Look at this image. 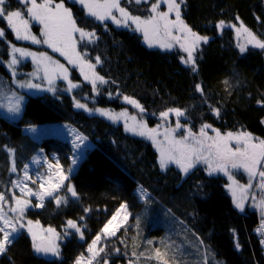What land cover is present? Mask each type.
<instances>
[{"label": "trees", "instance_id": "1", "mask_svg": "<svg viewBox=\"0 0 264 264\" xmlns=\"http://www.w3.org/2000/svg\"><path fill=\"white\" fill-rule=\"evenodd\" d=\"M62 1L78 27L95 32L92 42L80 38L77 49L87 54L83 57L86 63L95 64L92 71L108 82L98 84L99 90L93 92L91 82L70 68V80L78 87L69 91L60 82L52 93L28 95L17 121L0 116V193L13 177L9 148L18 171L38 148L70 164L73 148L67 140L53 136L36 140L22 131L28 125L66 124L88 139L85 156L76 170L70 171L73 174L68 180L78 195L74 198L65 191L63 194H69L65 195L66 203L57 205L54 198L47 199L41 208L30 210V216L57 231H65L67 221L74 220L83 238L67 230L60 255L50 258L35 253L29 236L21 232L0 254V264H73L121 203L128 205L130 218L115 236L101 244L103 252L114 253L100 256L103 261L157 264L149 257L155 249L164 251L167 247L169 256L175 255L179 264H195L189 258L192 247L198 250L203 241L201 251L205 256L197 254L195 258L199 264L206 259L208 264H264V250L255 231L259 215L250 206L240 210L233 205L224 175L210 176L205 167L196 166L182 180L175 166L160 168L158 152L148 139L74 104L79 100L90 108L118 110L128 105L123 97L129 96L143 107L141 117L150 127L164 124L175 128L179 120L196 135L202 125L208 124L220 133L246 131L264 140V49L249 45L241 52L236 40V28L243 26L264 42V0H184L181 19L193 32L209 37L195 51L196 72L181 61L185 53L179 48L148 46L143 34L135 29L97 20L79 3ZM153 3L157 0H119L121 8L141 18L152 14ZM5 7L12 11L24 5L19 0H5ZM221 21L224 26L217 28ZM0 50V72L6 74L2 62L9 53L4 41H0ZM52 55L57 57L56 53ZM97 56L100 64H96ZM197 84L202 86L203 95L196 91ZM210 106L218 108L219 115ZM170 108L183 109L185 115L171 114L162 121L160 113ZM186 128L176 129L175 134H186ZM141 189L147 191L145 199L140 198ZM153 234L161 239L148 240ZM175 243L178 245L173 253ZM116 249L121 254H116ZM140 253L146 256L140 257Z\"/></svg>", "mask_w": 264, "mask_h": 264}, {"label": "snow or ice", "instance_id": "2", "mask_svg": "<svg viewBox=\"0 0 264 264\" xmlns=\"http://www.w3.org/2000/svg\"><path fill=\"white\" fill-rule=\"evenodd\" d=\"M22 5L31 4V7H27L26 14L32 20L38 21L42 28V34L45 37L43 41L38 40L35 36H32L28 31L29 20L24 19V13L21 10L7 11L5 7V0H0V19L6 21L7 25L15 33L17 39L32 40L34 43H45L53 48L54 51L60 52L61 55L68 58L70 64H76L80 62L81 72L84 75L85 80H89V76L83 72V68L86 66L89 70L95 68V64L86 63L83 59L87 54H81L76 51L77 41L74 39L73 34L79 33L81 40L88 39L89 42H92L95 37V32L85 31L84 29L77 26L75 19L71 10L65 7L64 3H58L55 7H51L52 0H45L43 4H37L36 0H19ZM137 3H141L142 0H136ZM79 3L87 10L88 15L94 16L97 20L104 21L107 18H111L112 21L116 24L127 23L128 20H131L136 25L137 31H142L145 41L149 43L150 46L153 44H158L161 48H171L172 44L167 41L174 40L179 41L181 38L185 43H181L180 47L187 53L186 57H181V61L187 65L191 66L193 72L197 71L196 60H195V51L200 46L201 42L207 43L209 37L200 36L197 33L193 32L191 28L181 19V6L184 4V0H164V3L168 5L167 12L158 11L159 0L157 3L151 5L150 12L152 13L146 19H141L139 16H131L124 8H121L119 5V0H79ZM113 9L121 13L123 20L118 19L113 14ZM175 12L176 19L170 20L169 13ZM224 26V22L221 21L217 24V28ZM173 29L180 32L182 37L173 35ZM247 31V29H244ZM5 31L0 29V37H4ZM249 35H251L249 33ZM252 41H255L257 47L264 49V42L256 40L253 36ZM251 42V41H250ZM59 45V46H57ZM245 51L241 47V52ZM15 53H19L21 57L32 56L33 60H36V53L29 52L23 48H17L11 46V59L8 62V66L11 68L18 63V59L15 56ZM71 53V55H69ZM41 57H44L45 54L41 53ZM73 56L75 59H73ZM50 62L51 58H47ZM58 64V62H52ZM101 59L99 56L96 58V64H100ZM58 67L64 73V79H67V69L58 64ZM45 75L48 76V69L45 66ZM92 84L93 92H97L98 84H105L108 81L105 80L103 76L98 75L94 71L92 72V78L90 80ZM20 87H29L37 88L38 85L32 84L29 82H18ZM51 84V79L49 80ZM227 84L228 82L225 81ZM69 87L68 90L78 87V84L72 83L71 80L68 81ZM196 91L204 94V90L200 84L195 86ZM50 91L53 89L50 87ZM15 97V94H13ZM123 99L140 109L141 112L144 111L143 107L136 101L134 98L129 96H124ZM22 97H15V102L9 105L8 110L13 113H19L21 111L20 101ZM75 107L85 109L86 111H96L101 115L108 116L111 119H118L119 115H127L126 112L117 114L110 113L107 109H88L85 104L75 101ZM211 111L219 115V109L213 106H210ZM175 114L177 117L185 115V110L180 108H170L166 111L160 113L162 121H166L168 116ZM135 120V117H131ZM159 127V125L157 126ZM186 128V126L181 125L179 120H177L175 128H168L165 130V139L168 142V147L160 148L159 166L161 169L167 167L169 163H175L181 170L182 173H189L197 164L204 163L207 165L206 171L211 176L217 171L224 172L229 176V180L232 181V175L230 168H243L249 175L253 177L259 175L261 178V183L258 187L264 191V140H260L259 143H253L252 140L256 139L251 136L250 133L240 131L238 133L226 132L221 134L219 130L213 129L216 132L215 137L207 136L205 129L211 128V125L205 124L201 126L199 136L194 134L190 128H186L187 134L180 139H176L172 136V133L176 129ZM126 130L133 131L138 135L148 136L153 139V143H156L155 135L156 129H150L143 122H139L132 128H128L126 125ZM76 139L79 141V144H83L86 137L77 135ZM212 141V143H206V141ZM235 141V147H230L229 142ZM79 144H74V147H79ZM13 150L8 149V152L11 153ZM73 165L77 163V160L74 158L72 161ZM58 165V162H57ZM28 166L25 165V168ZM49 170L51 172L52 165L49 164ZM11 171L15 172V166L12 167ZM24 179H31L28 176V173L25 172ZM68 179V176L61 172L58 176V182L53 183L51 176L48 178V187H44V179L40 178V187L44 189L43 192H33L31 188H27L25 185L21 188V192L24 193L27 189V193L30 195L37 196L41 203L37 204L36 207L43 206V199L45 196H54V193L61 189L62 187L67 188V192L71 194L72 197H77V192L71 184H64V181ZM14 185L19 186L23 181L16 180L12 182ZM36 183V181H33ZM235 183V182H234ZM251 186V179L249 180L248 186H239L241 191L246 190L247 187ZM230 191H232L233 203L237 209L243 210V203L236 196V190L232 185H228ZM140 198L145 199L147 196V191L145 189L140 190ZM57 205L67 202L66 197L54 196ZM15 200L16 206L10 207L9 212L14 214L10 215L9 212H5L3 204L7 203L6 197L4 194L0 193V253H5L8 246L11 245L16 238L19 230L24 227L23 224H20L19 221L23 218V212L26 207L29 206L30 201L26 199H20L13 197ZM255 199V197H253ZM262 211V216H264V196L260 199L257 204ZM123 210L126 212L127 205L121 203L120 208L117 210V214ZM85 212L89 209L85 208ZM82 219V218H81ZM127 219V216L124 217V220ZM116 220L114 215L112 220H109L105 224L104 228L101 230L104 236H115L116 231L121 227L120 223L113 224V221ZM32 222L28 221L30 225ZM67 229H75L77 233L81 234L83 238V233L81 232V227L74 220L67 221ZM28 231L32 234V247L37 253H52L53 255H59V247L52 242L51 239H45L44 237H38L36 233L32 232V229L29 228ZM49 233L59 236L55 233V229H48ZM264 233V219L261 220V228L258 229ZM101 234H98L97 237L92 241V244L89 245L88 251L92 254V259H94L103 249L93 250L94 246L101 240ZM151 244V241L148 242ZM202 244L203 241H200ZM264 244V240L261 241ZM239 248V244L236 245ZM135 255V253H134ZM139 255L143 256L144 253ZM150 259H155L157 264H178V261L175 255L169 256V250L166 249L161 251L157 248L154 250V254ZM80 257L77 258L76 264H81ZM91 264V260L89 262ZM105 264L107 262L105 261ZM204 264H208L207 259L204 261Z\"/></svg>", "mask_w": 264, "mask_h": 264}, {"label": "rangeland", "instance_id": "3", "mask_svg": "<svg viewBox=\"0 0 264 264\" xmlns=\"http://www.w3.org/2000/svg\"><path fill=\"white\" fill-rule=\"evenodd\" d=\"M71 1L79 3V0H71ZM36 2H37V4H43L45 2V0H36ZM61 2H63L65 7L68 8V6L62 0H60V1L52 0L51 7L54 8L56 4L61 3ZM162 4L164 5V7L161 9L160 6ZM8 6H10V5H8ZM27 7H31V4L29 3L26 6L24 5V7H22L21 9L19 8L16 10H21L24 13V19L29 20V24H28L29 33L32 36H35L38 40L43 41L45 39V37L42 34L43 25H41L38 21L32 20L30 17L27 16V14H26ZM159 7H158V11H160V12H167L168 11V5L166 3H164V0H159ZM12 11H15V10H12ZM85 11L87 13L86 9H85ZM113 14L118 19L123 20L121 13L116 11L115 9H113ZM92 17H94V16H92ZM168 18L170 20L174 21L176 19L175 12L169 13ZM141 19H146V18H141ZM104 21H110L115 26L131 27V28L136 30V25L131 20H128L126 24L121 23L119 25L114 23L111 18H107ZM0 29H3L5 31V35H4V37H0V41H4L6 43L7 48H8V53H9L8 59H6L2 62L5 69H6V74L3 72H0V116L5 117L10 121H17L22 116L25 104L27 102V96L28 95L39 94V93H43V92L52 93L55 91L57 85L60 82L65 83L69 87L68 81L70 80V68H75L78 71V73L82 76V78L84 79V75L81 72L80 62H77L76 64H70L68 62V58L66 56L61 55L60 52L54 51L52 47H50L48 44H45L43 42L34 43L30 39H28V40L17 39L15 33L11 30V28L8 27L6 21L3 19H0ZM244 29H246V28H244L243 26H239L236 28V32H237L236 33V40H237V43L239 44V46L243 47V48H246L249 45L256 46L255 41H252V37H253L252 34L248 30L244 31ZM9 32L11 33V37L9 36ZM138 32L143 34L142 31H138ZM249 33L251 35H249ZM173 35L178 36V37H182V34L178 31H176L175 29H173ZM73 36H74V39L78 42V40L80 39V34L74 33ZM143 41L148 46H150L149 43L145 41L144 35H143ZM167 42L172 44L171 48H161L158 44H153L151 47L159 48L162 50L179 48L180 50H182L185 53L184 57L187 56V53L180 47L181 43H185L183 38H181L179 41H174V40L169 39ZM11 46H15L17 48H23V49L28 50L29 52L36 53L37 54L36 60L34 61L32 56L21 57L19 55V53H15V56L18 59V63L10 68L8 66V62L11 59ZM57 46H59V45H57ZM1 50H0V52H1ZM76 51L78 52L77 43H76ZM51 52H52V54L56 53L57 59L54 58V56L51 54ZM41 53H44L45 56L41 57L40 56ZM69 55H71V53H69ZM48 57L51 58L52 62H58V64L63 65L68 70L67 71V77H68L67 79H64V73L62 72V70L59 69L58 64L50 62L47 59ZM73 59H75L74 56H73ZM0 60H1V57H0ZM45 66H47V69H48V76L45 75ZM83 72L89 76L90 79L88 81H90L92 78V72L93 71L89 70L85 66L83 68ZM50 79H51V84L49 83ZM29 81L32 84L38 85L39 87L29 88V87H20L19 86L18 82H29ZM50 87L53 89L52 91L49 90ZM13 94H15V97H22V100L20 101L21 111L19 113H13V112H10L8 110L9 105L15 102V97L13 96ZM76 101H79V100H76ZM79 102L82 104H85L82 101H79ZM127 104L128 105H126L125 108L118 109V110H110L108 108H99V107L90 108L86 104L85 105L87 106L88 109H91V110L107 109L110 113L117 114V115H119L120 113L126 112L127 113L126 116L125 115H119L118 119H111L108 116L101 115L99 112L87 111L88 113L97 114V115H100L102 117H105L106 119L112 121L113 123H117V124L121 123L126 132L133 134L135 136H139V137H143V138L148 139L154 145V148L157 150L158 161H159L160 152L158 150V146L160 148L168 147V142L165 139V130L168 129L169 127H167L164 124L159 125V127H157L158 125H155L152 127L148 126L147 123H145L144 118L141 117L140 109L129 104V103H127ZM78 109H82V108H78ZM82 110L86 111L85 109H82ZM169 116L171 117V113ZM131 117H135V120L131 119ZM139 122L145 123L147 125V127L150 129H156V135H155L156 143L155 144L153 143V139L146 136V135L142 136V135L136 134L133 131L126 130V125L128 128H132L135 125H137ZM22 131L24 134H28L36 140H39L40 138H42L44 136H53L56 138L64 139V140H67L73 148L69 165H65V164L61 163L59 160V156L54 154L53 152L47 153L43 148H38L37 152H35L31 156V159H29L24 164V166L21 168V170L18 171L16 169L15 172L11 171L12 167L15 166V162L13 160V155H12L13 151H12L9 154L10 172L13 173L12 181L10 182L9 186L7 188H4L1 192L2 194L5 195L6 200H7V203L3 204V208H4L5 212H9L10 207L16 206V203H15V200L13 199V197L20 198V199H26V200L30 201L29 206L26 207L24 212H23V218L19 221L20 224L24 225V227L19 230L18 234H20L21 232L27 233V235L29 236V238L31 240V245H32V243H33L32 234L28 231V229L31 228L32 232L36 233L38 237H44L46 240L51 239L53 243L58 245L59 253H60L61 244L65 241V237L67 235V233H66L67 230L76 233L80 239H81V234L77 233L75 231V229H67V223H66V226L64 228L65 231L55 230V233L59 234V236L54 235L53 233H49L47 230L50 228L51 229H54V228L49 227V226H43L39 221L32 219L30 216V210L41 208V207H36L37 204L41 203L40 199L35 195L28 194L27 189H25L24 193H22L20 189L23 188L25 185H27V188H31L33 190V192H43L44 189H42L40 187V182H39L40 178L43 177L44 187L47 188L49 186L48 185L49 176H51L52 182L56 183V182H58V176L61 172H63L65 175L68 176V179L64 181V184L65 185L70 184L68 182V180L70 178L69 176L71 174H73L71 172H74L76 170L80 161L85 156L84 152L86 151V149L88 147V143H87L88 139L86 138L84 140L83 144H79V141L76 139V137H77V135L82 136V134L74 132L64 123L63 124L51 123V124L28 125V126H24ZM205 131L207 133V136H210V137L216 136V132L213 131L212 128L205 129ZM238 132H240V131H236L233 133H238ZM244 132H246V131H244ZM186 134L179 136V135L175 134V132H173L172 136L175 137L176 139H180L181 137L185 136ZM221 134H223V133H221ZM197 136H199V135H197ZM251 136L253 138H256V139L252 140L253 143H259V141L261 140L255 136H253L252 134H251ZM206 143H212V141L209 140V141H206ZM74 144H79V147H74ZM229 146L234 148L236 146L235 141L234 140L230 141ZM74 158L77 160V163L73 165L72 161ZM57 162H58V165H57ZM49 164L52 165L51 172L49 170ZM25 165H27L28 167L25 168ZM169 166H175V168L180 170V168L175 163H169L167 165V167H169ZM196 166H201V167L207 168V165L204 163H199ZM15 168H16V166H15ZM260 170H264V169H260ZM25 172L28 173V176L31 179H24ZM180 172H181V170H180ZM230 172H231V175L233 178L232 181L229 180V176L227 174H225L224 172L217 171L213 174L220 173L226 177L227 183L225 185V188H226L227 193L231 197L232 203H233L232 191H230L228 188V185H230V184L236 190L237 198L240 199L241 202L243 203V205H244L243 209L246 206H250L251 208H253L257 211V213L259 215V222L255 228V231H256L257 235H259L260 241H262V240H264V233H262L261 231H258V229L261 228V220L264 219V216H262L261 209L259 207H257L258 202L260 201L262 196H264V191H262L258 187V185L261 183V178L259 177V175L249 177L248 173L241 167L230 168ZM206 173L208 174L207 171H206ZM182 175H183L182 180H184V178H185L184 176H186L187 174L182 173ZM250 179H251V186L247 187L246 190L241 191L239 186H242V185L248 186ZM16 180H21V181H23V183H21L19 186H16L12 183L13 181H16ZM33 181H36V183H33ZM65 191L67 192V188L62 187L61 189H58L54 193V196L58 195L61 197H65V195L68 193L67 192L66 194H63V192H65ZM67 195H69V194H67ZM54 196H45L43 199V204L47 199L54 198ZM253 197H255V199H253ZM54 200H55V198H54ZM233 205H234V203H233ZM9 214L14 215L10 212H9ZM113 216H112V218H113ZM115 216H116V220L113 221V224L120 223L121 221H124L121 224V227H122L130 218V210L128 208V205H127L126 212L121 210L119 212V214H117V212H116ZM125 216H127L126 220H124ZM112 218L110 220H112ZM28 221H31L32 223L29 225ZM152 228H155V227H152ZM100 234H101L102 238L97 243V245L94 246V249H93L94 251L100 249L101 244H105L106 239H108L110 237L112 238V236H104L102 231ZM147 238H148V240H153V241L161 239L160 237H158L157 234H153V236H149ZM91 244H92V242L89 245H91ZM175 245H178V243H175L172 245L171 251L173 253H175V251H174ZM261 246L264 250V244L261 243ZM32 249H33V247H32ZM88 249H89V246H88ZM88 249L84 254L79 256L80 258H82L81 264H89L90 260H91V264H105L106 260H104V261L101 260L100 256L102 257L105 254H109V255L114 254V253H111L109 251H107V252L102 251L94 259H92V254L88 251ZM192 249L194 251L192 252V255H191L192 257H189V258L193 259L195 264H199L200 261L198 259H195V258L197 257V254L205 256L201 251L202 246H201V244L198 245V250L196 247H192ZM33 251L35 253H37L34 249H33ZM115 251H116L115 252L116 254L117 253L121 254L120 249L119 250L116 249ZM59 255H57V256H59ZM145 256L146 255H143L140 257H145ZM76 260L73 264H76ZM106 262H107V264H120L116 261H114V262L106 261ZM178 264H179V262H178Z\"/></svg>", "mask_w": 264, "mask_h": 264}, {"label": "water", "instance_id": "4", "mask_svg": "<svg viewBox=\"0 0 264 264\" xmlns=\"http://www.w3.org/2000/svg\"><path fill=\"white\" fill-rule=\"evenodd\" d=\"M42 255L45 257H50V258L54 256L52 253H47V254L42 253Z\"/></svg>", "mask_w": 264, "mask_h": 264}]
</instances>
